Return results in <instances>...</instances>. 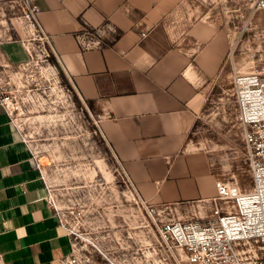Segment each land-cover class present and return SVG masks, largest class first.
Here are the masks:
<instances>
[{
    "label": "crops",
    "instance_id": "0c3cea01",
    "mask_svg": "<svg viewBox=\"0 0 264 264\" xmlns=\"http://www.w3.org/2000/svg\"><path fill=\"white\" fill-rule=\"evenodd\" d=\"M71 86L98 113L99 128L140 196L186 207L217 187L189 137L205 83L228 51L195 0H34ZM110 24L116 36L84 50L76 35ZM29 59L20 40L0 41V64ZM21 130L0 104V250L5 264H63L70 237Z\"/></svg>",
    "mask_w": 264,
    "mask_h": 264
},
{
    "label": "rangeland",
    "instance_id": "374dc122",
    "mask_svg": "<svg viewBox=\"0 0 264 264\" xmlns=\"http://www.w3.org/2000/svg\"><path fill=\"white\" fill-rule=\"evenodd\" d=\"M195 1L203 4L213 26L224 31L229 46L205 83L207 99L189 137L190 148L215 186L223 180L249 188L251 173L232 87L236 73L264 63V8L256 0ZM28 11V0H0V41L20 40L29 55L24 64H0V83L11 81L18 87L21 107L14 117L39 154L57 206L81 228L85 247L98 241L128 264H175L104 139L98 113L80 99L55 56L49 62L41 57ZM195 208L192 199L175 216L190 217ZM175 253L181 263L186 261L183 252Z\"/></svg>",
    "mask_w": 264,
    "mask_h": 264
},
{
    "label": "built area",
    "instance_id": "2783aa9c",
    "mask_svg": "<svg viewBox=\"0 0 264 264\" xmlns=\"http://www.w3.org/2000/svg\"><path fill=\"white\" fill-rule=\"evenodd\" d=\"M256 2L258 8H264V0ZM28 4V17L35 32L33 40L41 47L43 60L49 62L52 56L57 58V52L36 17L38 5L34 0H28ZM116 32L114 26L105 24L78 33L76 39L80 47L87 50L102 47L106 39L116 36ZM232 90L235 114L243 128L245 154L251 173L249 188L239 183L217 181L216 194L194 200L197 208L190 217H176L175 212L180 207L154 205L143 199L120 161L152 220L157 241L167 246L169 257L175 264H264V63L257 70L236 73ZM17 91L18 87L11 81L0 83V104L20 129L14 117V111L21 107ZM21 134L48 188V203L54 207L60 226L70 237L71 253L63 264H128L98 241L92 242L91 248L85 247L87 237L79 226L69 220L66 212L57 206L39 154L32 149L22 130ZM175 249L183 250L186 256L184 263H181ZM0 264H5L1 250Z\"/></svg>",
    "mask_w": 264,
    "mask_h": 264
},
{
    "label": "bare ground",
    "instance_id": "6f19581e",
    "mask_svg": "<svg viewBox=\"0 0 264 264\" xmlns=\"http://www.w3.org/2000/svg\"><path fill=\"white\" fill-rule=\"evenodd\" d=\"M181 252H183V250L182 249H179ZM184 253V252H183Z\"/></svg>",
    "mask_w": 264,
    "mask_h": 264
}]
</instances>
